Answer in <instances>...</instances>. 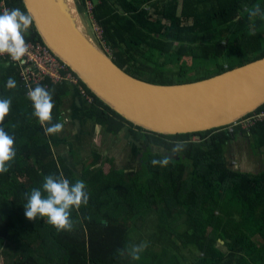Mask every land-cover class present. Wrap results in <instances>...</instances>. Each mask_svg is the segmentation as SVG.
<instances>
[{
	"label": "trees",
	"instance_id": "obj_1",
	"mask_svg": "<svg viewBox=\"0 0 264 264\" xmlns=\"http://www.w3.org/2000/svg\"><path fill=\"white\" fill-rule=\"evenodd\" d=\"M2 1L9 9L27 12L23 0ZM79 1L86 6L88 0ZM90 1L91 14L102 28V40L112 50L114 62L143 80L191 82L264 56V19L249 20L247 12L255 5L264 8V0ZM25 41L43 43L34 22ZM208 60L212 67L207 66ZM21 71L20 65L0 60V99L12 101L0 128L14 137L15 149L9 171L0 174L3 264H264V171L243 173L225 158L226 146L238 133L264 148V123L248 132L240 126L230 132L232 125L191 134L152 132L121 116L77 77L92 98L83 116L115 136L127 130L138 140H148L140 162L146 163L145 169L131 172L110 165L107 171L109 157L103 160L98 151L81 169L78 158H73L77 155L71 157L77 150H72L70 136L47 135L27 98L38 85L51 91V123H60L71 84L47 78L40 84L30 81L28 86ZM188 72L198 74L193 79L170 78ZM9 77L15 79V89L6 87ZM260 110L264 104L256 112ZM174 141L187 142L183 151L174 153L178 158H168L167 166H153V159L165 157L150 148L172 152ZM66 145L70 159L58 151ZM144 152L134 146L135 156ZM48 175L86 184L88 204L71 210L69 231H57L46 218L30 221L24 215L25 194L41 187ZM148 215L159 222L140 260H133L128 251L146 243L147 231L141 229ZM159 244L160 251L153 249Z\"/></svg>",
	"mask_w": 264,
	"mask_h": 264
},
{
	"label": "water",
	"instance_id": "obj_2",
	"mask_svg": "<svg viewBox=\"0 0 264 264\" xmlns=\"http://www.w3.org/2000/svg\"><path fill=\"white\" fill-rule=\"evenodd\" d=\"M23 2L43 43L98 98L146 130L165 135L204 132L231 125L264 104V56L196 81L154 83L119 67L101 42L86 33L76 0H72L74 9L69 0ZM71 86V93L84 99L80 85L73 83ZM78 114L74 110L69 118L62 115L65 117L60 121L64 126L62 134L67 135L66 122L69 121L73 128L72 119L75 120L74 129L81 128L76 119ZM79 117L83 120L80 114ZM93 122L96 124L95 120ZM123 132L135 147L147 151V139L141 141L130 131ZM150 152L169 159L178 158L164 148L151 147ZM142 157L143 153H139L138 158ZM219 243L223 242L219 240Z\"/></svg>",
	"mask_w": 264,
	"mask_h": 264
},
{
	"label": "clouds",
	"instance_id": "obj_3",
	"mask_svg": "<svg viewBox=\"0 0 264 264\" xmlns=\"http://www.w3.org/2000/svg\"><path fill=\"white\" fill-rule=\"evenodd\" d=\"M247 12L249 20L256 17L264 19V8H261L260 5L247 9ZM32 25L33 17L27 12L20 8L4 9L0 13V56L6 55L10 61L23 65L25 57L29 54L25 34L29 32ZM6 87L15 89L17 87L15 79L9 77ZM27 98L32 102L34 117L42 127H45L47 135H55L63 130L62 123H51L54 108L51 91L38 85L28 91ZM11 103V98L0 99V122L8 115ZM88 104L90 103L88 102ZM170 143L174 144L171 151L179 153L185 149L187 142L174 141ZM14 157V137L9 136L3 128H0V174L9 171ZM151 164L167 166L169 159L167 157L162 160L153 159ZM25 195L27 199L23 206L25 217L30 221L36 220L37 217L46 218L47 223L57 231L71 230L73 227V221L70 218L71 210L79 209L82 204L87 205L89 200L86 184L82 180H77L72 184L63 176L55 175L45 176L41 187L33 188L30 193ZM146 248L147 243L133 245L128 251V255L133 260H140L141 253Z\"/></svg>",
	"mask_w": 264,
	"mask_h": 264
},
{
	"label": "rangeland",
	"instance_id": "obj_4",
	"mask_svg": "<svg viewBox=\"0 0 264 264\" xmlns=\"http://www.w3.org/2000/svg\"><path fill=\"white\" fill-rule=\"evenodd\" d=\"M75 5H76V8H79L77 10H78V13L80 14L83 29L86 31V33L88 35H90L92 38H94L97 42H101V44L105 48L106 45L104 44V41L102 40V28L97 24V22L93 18V15L91 14L90 0L87 1L86 6L82 5V3L79 0H76ZM210 61L211 60H208V62H207L208 67L213 66L212 61L211 62ZM186 62L189 63L188 58H186ZM203 69L198 68L197 72H203ZM197 74L198 73L188 72V73H186L185 76L179 77V75L177 74L174 76H170V78H172L174 81H177L180 78H182V80L183 79H185V80L186 79H193ZM200 75H203V74H200ZM64 111H66V110L64 109ZM64 111H62V114H64ZM63 118H65V117H61V120ZM89 129H90V127H89ZM123 133L124 132H122L119 135V137H117L111 141L106 140V142H100L98 140L99 143H96V141H93L92 135H89V136H87V140L84 141V143H82V145L80 144V140L78 138V141L76 142V144L71 147V148H73L72 150H77L78 152L73 151L71 153V155H72L71 157H73V155H77L76 157L74 156L73 158H78V161L76 163L78 166H80L81 169H82L83 163H86L93 158V154L95 151H98L103 155V160H105L106 157H109L108 158L109 160L107 161L108 164L105 165L107 171L109 170L110 165L115 167L116 170H122L125 168V169H127V171H131V172H133L132 171L133 169L137 171L141 167H142V169L143 168L145 169L146 163L145 162L140 163V159L138 160L137 157L135 156V153L133 152V149L131 147V143L125 142V140H123V137H122ZM105 137H107L106 134H105ZM69 139L71 140V142H73L72 139H74V138L69 137ZM253 141H255V139ZM62 147H64V146H62ZM71 157L69 156V159ZM73 162H75V161L73 160ZM250 162H252V161H250ZM238 163H239V165L242 164V165H246L248 167L250 164L249 161L247 159H245V157L240 158ZM250 167H251V169H253V163H252V166H250ZM127 171H126V173H130ZM158 222H159V220L157 218H154L152 215H148L147 218L145 217V224L143 225V228L141 229V231L142 232L147 231L145 234V241L147 244L149 242L150 235L152 233H155V231H156L155 227L158 224ZM180 223H181V220L177 224V230L180 227L179 226ZM132 237H133V241H135L137 239V237L135 235H132ZM177 244L179 245V243H177ZM153 249H155L156 251H160L161 245L159 244L156 248H153ZM182 254L186 255V251H183ZM0 264H3L1 259H0Z\"/></svg>",
	"mask_w": 264,
	"mask_h": 264
},
{
	"label": "crops",
	"instance_id": "obj_5",
	"mask_svg": "<svg viewBox=\"0 0 264 264\" xmlns=\"http://www.w3.org/2000/svg\"><path fill=\"white\" fill-rule=\"evenodd\" d=\"M75 93H71V95H68L65 98V110L64 114L65 117L69 118V115L74 111L77 110L80 114V116L83 118L82 123L83 126L80 128L81 135H84V138L80 139V144L84 143V141L87 140V136L92 135L93 141H96V143L100 142H106V140L111 141L119 136H115L113 134H110L106 131V129L99 125L95 124L93 120L83 116L82 112L83 109L87 107L88 101L86 99H78V96H75ZM76 97V98H75ZM83 107V108H82ZM69 120V119H68ZM74 119H72L73 122ZM67 124V135L74 134V132L78 131L77 129H74V126L72 128L71 124L66 122ZM71 127L72 129L68 128ZM90 127V129H89ZM107 137H105V134ZM65 135V133H63ZM248 135V134H247ZM123 140L125 142L131 143L128 138H126L125 134H122ZM248 136H245L244 134H236L234 139L226 146L225 148V158L229 165L233 167V169L238 170L243 173L247 174H259L260 172L264 171V148H257V141H251V139L247 138ZM99 140V141H98ZM256 146H255V145ZM60 154L69 157L68 151L69 146L60 147L59 150ZM245 157L249 161V167L246 165H239L238 161L240 158ZM252 161V162H250ZM253 163V169H251L250 166H252ZM125 169V168H124ZM126 170V169H125Z\"/></svg>",
	"mask_w": 264,
	"mask_h": 264
},
{
	"label": "built area",
	"instance_id": "obj_6",
	"mask_svg": "<svg viewBox=\"0 0 264 264\" xmlns=\"http://www.w3.org/2000/svg\"><path fill=\"white\" fill-rule=\"evenodd\" d=\"M90 4L92 9L91 1ZM6 8L9 9V6L2 1L0 3L1 12ZM26 43L29 46V54L25 57V63L20 66L22 68L21 76L28 86L30 81L40 84V82L47 80V78L55 83L68 81L71 84H79V79L72 71H70L69 66L60 60L47 45L38 41H26ZM105 50L111 55L112 50L110 47L106 46ZM1 59L6 60L7 62L9 60V63L11 62L6 55L0 56V60ZM81 93L89 103L92 102V98L82 87ZM255 112L256 111L231 124L232 126L229 127V131L232 132V127L240 126L242 131L248 132L250 128L256 124L264 123V110Z\"/></svg>",
	"mask_w": 264,
	"mask_h": 264
},
{
	"label": "flooded vegetation",
	"instance_id": "obj_7",
	"mask_svg": "<svg viewBox=\"0 0 264 264\" xmlns=\"http://www.w3.org/2000/svg\"><path fill=\"white\" fill-rule=\"evenodd\" d=\"M80 123H81V127L83 126V123H82V120H81V118L79 117V114H78V118H76ZM73 126H75V120H73ZM69 129H72L71 127H69L68 128V130ZM80 130V129H79ZM76 131V132H74V134H71V135H69L71 138H74V139H72V141H73V145H75L76 144V142L78 141V138H79V140L80 139H82V138H84V135H81V132L80 131ZM131 147H133V145H132V143H131ZM142 149V151L144 152V148H141ZM145 153L146 152H144L143 153V156L145 155ZM137 158H138V155H137ZM139 159V158H138ZM144 160V158L143 159H140V162L141 161H143Z\"/></svg>",
	"mask_w": 264,
	"mask_h": 264
},
{
	"label": "bare ground",
	"instance_id": "obj_8",
	"mask_svg": "<svg viewBox=\"0 0 264 264\" xmlns=\"http://www.w3.org/2000/svg\"><path fill=\"white\" fill-rule=\"evenodd\" d=\"M69 3L71 4V7L74 9L72 0H69Z\"/></svg>",
	"mask_w": 264,
	"mask_h": 264
}]
</instances>
